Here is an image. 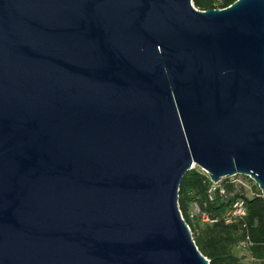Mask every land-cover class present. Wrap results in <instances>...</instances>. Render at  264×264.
Wrapping results in <instances>:
<instances>
[{
    "label": "water",
    "instance_id": "water-1",
    "mask_svg": "<svg viewBox=\"0 0 264 264\" xmlns=\"http://www.w3.org/2000/svg\"><path fill=\"white\" fill-rule=\"evenodd\" d=\"M195 165L264 197V0H0V264H209Z\"/></svg>",
    "mask_w": 264,
    "mask_h": 264
},
{
    "label": "trees",
    "instance_id": "trees-1",
    "mask_svg": "<svg viewBox=\"0 0 264 264\" xmlns=\"http://www.w3.org/2000/svg\"><path fill=\"white\" fill-rule=\"evenodd\" d=\"M235 0H193L194 5L206 10L224 8ZM212 182L199 169L193 168L183 177L179 190V208L191 228L193 238L200 251L209 258V264H244L234 248L247 242L254 264H264V197L261 190L253 197L236 192L234 184L227 183L226 193L215 192L209 197ZM239 197L246 201L247 215L232 223L226 222V212ZM192 203H198L211 218L213 223H203L198 217L191 218Z\"/></svg>",
    "mask_w": 264,
    "mask_h": 264
},
{
    "label": "built area",
    "instance_id": "built-area-1",
    "mask_svg": "<svg viewBox=\"0 0 264 264\" xmlns=\"http://www.w3.org/2000/svg\"><path fill=\"white\" fill-rule=\"evenodd\" d=\"M203 173L210 179L209 174L205 170H203ZM237 176H244V177H248L249 179L253 180L249 176L240 175V174L228 176L226 177V179H230L229 183L235 184L238 181H240L239 179L235 178ZM210 181L212 182L209 188V197L211 200L214 198L215 192L217 190H219L222 195L226 193V189L221 187L222 180L219 183H214L211 179ZM246 215H247L246 201L243 197H239L232 203L231 207L226 212L225 218H226L227 223H232L240 218L245 217ZM190 217L191 218L198 217V219H200V221L203 223H213L217 221V219L211 218L210 215L206 211H204L198 203H194L192 205V208L190 210ZM242 243L247 244V242H242Z\"/></svg>",
    "mask_w": 264,
    "mask_h": 264
},
{
    "label": "rangeland",
    "instance_id": "rangeland-1",
    "mask_svg": "<svg viewBox=\"0 0 264 264\" xmlns=\"http://www.w3.org/2000/svg\"><path fill=\"white\" fill-rule=\"evenodd\" d=\"M194 168H197L203 172V169L200 168L199 166L195 165ZM236 179H239L237 183L234 184V187L236 188V192H241L247 197H253L257 195V192H259V186L251 179L248 177L244 176H237L235 177ZM230 179H226L224 177L221 181V187L225 188L226 184L229 183ZM194 203H192L193 205ZM192 208V206H191ZM235 253L242 258V261L244 264H254L256 261L255 259L251 256L248 245L245 243H241L237 245L234 248Z\"/></svg>",
    "mask_w": 264,
    "mask_h": 264
}]
</instances>
